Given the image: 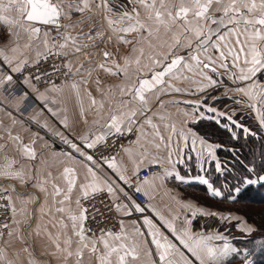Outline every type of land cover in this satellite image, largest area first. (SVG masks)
Wrapping results in <instances>:
<instances>
[{"label": "snow or ice", "instance_id": "1", "mask_svg": "<svg viewBox=\"0 0 264 264\" xmlns=\"http://www.w3.org/2000/svg\"><path fill=\"white\" fill-rule=\"evenodd\" d=\"M128 2L133 5L131 12L124 9L116 13L110 6L112 0H99L98 3L96 0H82L83 7L74 0L71 2L69 0H6V2L0 0V13H3L0 15V28L8 26L10 30L7 35L16 38L11 45L0 48V86H11L15 81L22 93V100L28 99L29 90L37 92V99L45 97V93H40L32 83L31 73L24 75L25 69L30 66L27 52L32 50L34 41L40 40L42 32L45 51L44 53L37 52V60L32 62V66L38 63L42 55L45 58L47 56L65 58L76 56L89 47H95V43L90 42L95 41L97 37L101 38V42L103 40V32L96 31L93 35L95 29L88 33L81 31V34L76 36L67 32L66 29L70 26L60 23V18L67 15L63 11L65 3L69 8H74L75 11L81 13L85 10L91 11V6L95 4V14L103 15L111 31L116 34V38L123 44L133 45L129 55L123 58L122 64H113L115 71L104 64L98 66L112 75L123 74L125 78L119 86L120 98L115 99L114 91L108 97L114 100V103L109 105L107 118L101 126L100 134L93 138L89 133V135L80 137L79 143L67 137H61L63 143L71 150L65 155L72 158L73 154H77L86 163V180L89 182L81 185L83 198L88 199L91 195L106 191L109 198H114L113 204L116 210L122 211L125 216H131L134 212L143 214L146 208L137 203L125 187L117 183V180L123 185L134 187L136 193L141 192L140 186H133L131 179L122 174L117 168L114 157L110 158L101 153L99 158H96L89 150L98 149L102 144L107 147L109 137L126 136L135 131L138 133L136 140L124 151L141 157L143 165H160L161 158L153 154L150 149L160 150L162 146L169 151L168 159L171 162L174 137H181L186 142L191 137V151L197 153V160L202 158L203 151H207L209 155L212 153L210 144L206 148L202 147L199 151L197 150L195 146L198 142V133L196 131L190 128L177 130L169 123L168 117L152 112L147 99L148 94H158L156 99L159 101V95L191 91L175 87L169 82L179 79L191 80L197 86L196 91L203 93L207 88L218 86V82L224 78L218 69H223L224 74L231 79L233 84L238 85L232 90L239 92L241 97L247 98L246 100L237 98L235 103L258 114L260 125L264 127V112L261 111L264 109V79H262L264 78V0H128ZM90 18L84 17V20ZM84 20L79 23H83ZM49 25L56 27L57 37L53 39H59L61 41L59 44L49 45L50 32L41 27ZM21 32L28 35V43L23 46L18 43ZM121 33L125 35H120ZM130 33L136 34L131 40L126 38ZM2 35L0 33V43H4ZM181 47L187 50V55L179 54L178 49ZM104 57L106 60L110 59V54L105 52ZM64 67L68 69L65 76L71 78L80 74L83 65L75 72L72 71L71 61ZM149 73H151L150 79L147 78ZM90 74L89 72V76ZM196 77L200 79L197 80ZM34 78L40 81L41 75L38 74ZM79 83H87V81L73 80L71 87L77 89ZM49 90L59 91L55 84L46 91ZM13 91H16V88H13ZM104 102V99L99 102V109H103ZM97 103L95 99L92 100V105H97ZM159 103L163 108V101ZM185 103L189 102L185 101ZM201 106H203V100L197 104L198 108ZM44 107L53 117L57 115V112L50 108L46 101ZM206 112L215 113L236 127H242L233 119L236 113L229 115L225 112H217L212 107H207ZM97 114L99 115V110ZM9 115H11L10 111ZM184 115L188 114L184 113ZM195 119L193 117L194 121ZM199 119H204V116L201 115ZM12 122L14 125L15 119ZM5 131L8 133V140L0 143V153H2L0 155V165H2L0 175L19 178L23 182L22 171L14 169L17 161L11 159L4 150L7 143L11 141L19 155L34 160L37 156L33 147L35 141L32 144H23L19 136L11 134V129H5ZM243 131L251 134L248 127H244ZM199 144L203 146L205 140L199 138ZM187 147L188 144L185 143L184 148H177V152L183 156ZM177 162L183 163V159ZM105 165L107 169L112 170V175H102ZM216 169L220 170L218 162ZM142 170L138 166L134 174ZM248 171L252 172L255 169L249 166ZM261 172L264 173V160L261 163ZM63 175L67 181V191L64 199L56 201L55 197L59 196L62 190L54 186L53 201L54 204L60 205L55 207V212L68 216L72 222L73 235L79 238L75 242L77 245L75 251H72L71 245L74 241L67 235V226L62 220L58 222L65 230V248L62 251L65 253L66 260L69 257H76L77 264H82V258L87 253L89 260L95 257L97 264H140L143 257L153 255L152 250L146 247L149 238L156 256L152 264H224L229 257L235 259L238 254L237 247L229 244L224 236L196 233L187 226L190 221H187L183 230L178 231L173 223L158 213L155 215L163 227L171 233V237L165 234L161 227L157 226L148 216L142 218V225L147 230V236L138 221L126 225L121 220L119 231L102 229L98 238L89 237L85 234L87 230L84 227L87 220V209L80 203V199L76 201L78 215L73 214L72 209L65 206L68 194L72 192L77 182L74 168L65 167ZM172 175H175V179L183 181L178 173L171 171H166L164 175L153 174L152 179H164L165 176ZM197 179L207 185L211 195L221 196V192L213 189L207 179L204 177H197ZM258 181H264V175L257 173L256 180H253L251 176H246L241 183L254 184ZM142 183H148V179ZM34 186L44 191L40 182ZM235 191L239 193L240 188L237 187ZM121 196L128 203H116L115 201L120 200ZM0 198L10 200V197ZM185 207L191 208L192 206L185 205ZM12 211L15 213L16 210L13 208ZM41 211H44L43 206ZM20 212L21 215L26 214L25 209H21ZM196 214V210H193L192 215ZM2 227L7 228L8 225L5 224ZM252 231V228H247L248 233ZM9 235L12 233L10 232ZM213 240H224V243L222 246H216L211 243ZM100 244L103 250L98 247ZM242 264H251L248 256L244 257Z\"/></svg>", "mask_w": 264, "mask_h": 264}, {"label": "crops", "instance_id": "2", "mask_svg": "<svg viewBox=\"0 0 264 264\" xmlns=\"http://www.w3.org/2000/svg\"><path fill=\"white\" fill-rule=\"evenodd\" d=\"M3 2H6V0H3ZM69 2H71V0H69ZM74 2L83 7L82 0H74ZM96 2L98 3L99 0H96ZM110 6L114 8L116 13L124 9L131 12L133 7L128 0H112ZM91 9V11L85 10L81 13L75 11L74 8H69L67 3H65L63 5V11L67 13V15L60 18V23L62 25L70 26L66 30L73 36L81 34V31L83 33H88L92 29H95L93 35H95L96 31L104 33L102 42L100 37L90 42L95 43V47H89L85 49L82 54L68 57L67 64L71 61L73 72L83 65L79 75L72 77L69 81H63V83L56 85L59 91H46L51 89L52 86L39 91L40 93H45V97L39 99H37V92L29 90V93L36 100L37 104L26 115H23V113L21 114V108L23 106L21 97L8 99L2 94L3 86H0V137H3V139H0V143H4V141L8 140V133L5 129H11V134L19 136L23 144H32V142L35 141L33 147L37 153L34 160L23 157L16 152L15 145L11 141L7 143L6 149L4 150L11 159L17 161V163L14 164V169L22 171L24 181L22 182L19 178H9L0 175V190L8 191L11 209L14 208L16 210L15 213L11 210L12 219L9 233L11 232L12 235L8 234L7 237L2 239V243L0 244V264H77L76 257H69L66 260L65 253L62 251V249L65 248V230L60 226L58 223L59 221L62 220L64 225L67 226V235L74 241L71 245L72 251H75L77 246L75 242L79 238L73 235L71 227L72 222L68 216L55 212V207H59L60 205L58 203L54 204L53 191L54 186L59 187L62 191L59 196L55 197V200L59 201L64 199V195L67 191V181L64 179L63 169L65 167L74 168L77 182L73 186L72 192L68 194V201L65 206L70 207L73 214L78 215L76 201L79 198L81 203L82 199H84L81 185L89 181L86 180V163L83 162L77 154H73L72 158L65 155L66 153H70L71 150L63 143L61 137H67L79 143V138L82 136L91 133L94 138L95 135L100 134L101 126L105 123L107 118L109 105L110 103H114V100L108 99V97H110L111 92L114 91L116 94L115 99L120 98L119 86L122 85L125 78L123 74L112 75L110 72H106L98 66L104 64L106 67L112 68V71H115L113 64H122L123 58L129 55L133 47L132 44H123L116 38V34L111 31L103 15L95 14V4L91 6ZM0 15H3V13H0ZM217 15H219V13H217ZM84 17L91 18L84 20ZM81 20H84V22L79 23ZM41 27L50 32L48 39L49 45H55L51 39L57 35L56 27L50 25ZM9 30L8 26L0 28V33L3 34L2 39L4 41V43H0V48H4L5 45H11L12 41L16 39L15 37L7 35ZM120 35L125 34L121 33ZM135 35V33H130L127 34L126 38L131 40ZM232 39L234 40L235 38L233 37ZM42 41L43 32L40 35V40L34 41L32 50L27 52V58L30 63L37 60V52L44 53L45 49ZM18 43L21 46L27 44L28 35L21 32ZM185 51L187 50L183 47L178 49L181 55H187ZM105 52L110 54V59H105ZM218 71L224 77L223 80L218 82L217 87L207 88L203 93L196 91L197 86L193 84L191 80L179 79L169 81L175 87L191 91L159 95V101H163L164 104L163 108L160 107V103L156 99V95L158 94H148L147 99L152 108V112H157L168 117L169 123L174 125L177 130L186 128L191 129L190 123L194 121L193 117L196 118L195 120H198L201 115H203L204 118H223L222 116H217L215 113L206 112L207 107H212L216 109L217 112L230 114L234 98L244 100L247 98L241 97L239 92L232 90L238 85L233 84L231 79L224 74L223 69H218ZM89 72L91 73L90 76ZM186 75L188 74L186 73ZM150 76L151 73L148 74L147 78L150 79ZM213 78L215 79V77ZM195 79L199 80L200 78L196 77ZM73 80L77 82L86 80L87 83H79L78 88L73 89L71 87ZM93 99L98 102L97 105H92ZM102 99L105 101L104 107L103 109H99V102ZM201 100H203V106L198 108L197 104ZM222 100H224L223 103ZM45 101L50 108L57 112L55 117L44 107ZM185 101L189 103H185ZM251 102L255 103V101ZM240 106L241 109L244 108V110L253 112L251 109L241 104ZM98 110L99 115L97 114ZM9 111L11 115H9ZM261 111L264 112V109H261ZM184 113L188 115L185 116ZM255 118L258 124H260L258 114H256ZM13 119L16 121L14 125L12 122ZM224 120L225 122L228 121L225 118ZM96 121H99V123H95ZM135 135L137 136L138 133L136 132ZM174 141H176L177 144H179V142L185 144L186 141L181 137H174L172 152L175 155L177 148ZM188 142L191 143V137ZM131 144L132 143L125 145L114 157L117 168L120 169L126 178H131L138 166L141 168L147 166L141 164L142 158L138 155L133 156L124 151V149L129 148ZM206 146L203 147L206 148ZM150 151L159 156L161 161H163L162 158L165 153L169 152L167 149H164L163 146L160 150L152 148ZM186 151L189 152L190 150L186 148L183 156H186ZM0 155H2V153H0ZM172 157L174 158L171 160L183 159V163H179L177 167H172L162 162L161 167L163 170L159 174L164 175L166 171H171L173 173H178L183 178V181L187 182L175 179V175L165 176L164 179H152V174L147 178L148 183H142V181L139 185L141 191L147 197V203L141 205L146 208V211L143 214L134 212L131 216H125L122 211L116 210L120 219L123 220L126 225H131L133 221H138L139 226L142 231L145 232V236H147V230L142 225V218L143 216H148L170 237L171 233L163 227L161 221L155 214L158 213L160 216H163L164 219L173 223V226L178 231L183 230L187 221H190L187 226L194 232L208 235L220 234L225 237L229 244L237 247L238 254L236 258L232 259L229 257L224 264H228L229 261L230 264H242L245 257L244 250L234 244V239L236 237H234L232 233L229 232L230 229H228V227H230L228 224L231 223L233 219H205L207 216H218L216 207L211 206L210 203H201L193 198V191L195 190L193 185H202L206 188V191H208L207 185L202 184L197 177H204L210 183L209 175L206 173L205 169L210 168L206 165L216 163V155H212V153L209 155L207 151H203L200 160H191L190 158L182 157L175 158L177 156ZM190 165L195 166V169L196 166L199 165L195 173L192 172L191 169H193V167H190ZM0 167H2V165H0ZM102 175H112V170L107 169L105 165ZM113 178L116 179L115 177ZM38 182L42 184L44 191H42L40 187L34 186ZM117 183L123 187L125 186L118 180ZM184 186L190 187L184 189ZM213 189L217 190L214 187ZM208 193L211 195L209 191ZM110 199L112 201L114 200V198ZM115 202L128 203L123 196L120 197V200ZM185 205H191L192 207L186 208ZM42 206L44 208L43 212L41 211ZM21 209L26 210L25 215H21ZM50 209L51 211H49ZM193 210H196L197 214L195 216L192 215ZM201 217L204 219H201ZM14 221L19 223H15ZM236 222L238 223L240 232L245 235L249 236L254 232L248 233L247 228L255 230V226L246 221V219H236ZM217 226L218 228H216ZM99 236L100 234L95 237L98 238ZM211 243L216 246H222L224 240H213ZM57 245H59V247H57ZM98 247L103 250L102 244L98 245ZM146 247L152 250L153 255L143 257L140 264H152V261L156 259L155 250L150 243V238ZM250 262L254 264L253 260ZM82 264H97V261L95 257L89 260L88 254L85 253L82 258Z\"/></svg>", "mask_w": 264, "mask_h": 264}, {"label": "built area", "instance_id": "3", "mask_svg": "<svg viewBox=\"0 0 264 264\" xmlns=\"http://www.w3.org/2000/svg\"><path fill=\"white\" fill-rule=\"evenodd\" d=\"M57 37L55 35L53 38ZM51 39L54 44H59V39ZM67 58L63 56H47L45 58L43 55L39 58L38 63L35 66H30L25 69L24 75L27 76L31 73L33 79L32 82L38 89L42 91L53 84L58 85L63 83V81H69L71 78L66 77L65 73L68 71L64 65L67 64ZM58 69V70H57ZM41 75L40 81L35 80L36 75ZM15 75V74H14ZM19 78V77H18ZM13 88H16V91H13ZM2 94L8 99H13L16 97H21L22 93L19 90V87L13 82L11 86H3ZM37 104L36 100L29 93L27 100H23V106L21 108V114L26 115L31 109ZM136 132L128 134L126 136H112L107 139V147L103 144L98 149L89 150L96 158H99L101 153L107 157H115L122 148L132 143L136 140ZM138 174H134L131 179V184L133 186L140 185L142 181L150 177L152 174H157L162 171L161 165L157 166H145L142 168ZM125 190L133 197L135 201L143 205L147 203V197L141 191L136 193L134 187L124 186ZM7 190H0V197H8ZM81 204L84 208L87 209L86 216L87 220L84 224L86 235L88 236H97L101 234V230L111 229L113 231H118L120 228V217L114 207L113 201L109 198L106 192L96 193L91 195L88 199H82ZM11 206L9 199L0 198V244L2 239L7 237L9 234V228L11 224ZM7 224L8 227L4 228L3 225ZM1 251V246H0ZM248 256V254H245Z\"/></svg>", "mask_w": 264, "mask_h": 264}, {"label": "trees", "instance_id": "4", "mask_svg": "<svg viewBox=\"0 0 264 264\" xmlns=\"http://www.w3.org/2000/svg\"><path fill=\"white\" fill-rule=\"evenodd\" d=\"M221 101V100H219ZM224 100H222V103ZM218 118L210 119H200L192 126L193 128L199 130V133L204 136L207 140L212 141L213 138H217L220 144V147L216 150V159L219 162L220 170L217 171L216 163H211L213 165L212 172L215 174V177L212 181V186L217 189L216 180L219 179L223 183V187L226 188L227 193L221 197H215L212 195H208L206 188L202 185L198 186L202 190V194L205 195V200H197L204 204L214 203L218 205L219 203L236 205V206H255L261 208L256 214L251 215L253 218L249 216V214H243L249 223L260 226V229L264 230V181H258L254 184H242L241 181L246 176H251L253 180L257 179V173L264 175L261 172V163L264 160V137L259 135V133L254 132L253 134H247L246 136L242 135L240 131L237 132V139H232L231 132L228 131L227 127L222 124H218ZM219 122L224 124L225 120L219 119ZM208 123V126H202V123ZM199 123V126L197 125ZM230 147L234 149L236 156L232 160V150ZM228 149V151H227ZM161 165V164H160ZM251 166L255 169V171L249 172L248 167ZM211 169V168H210ZM163 170V169H162ZM217 171V172H215ZM194 189L197 187L195 185ZM229 186V188H227ZM190 186H184V189L189 188ZM239 187L240 192L237 193L235 189ZM224 189V188H223ZM218 190V189H217ZM216 205H211L216 207ZM243 209H239L241 212ZM251 223V224H252ZM262 226V227H261ZM259 229V228H258ZM254 233V232H253ZM253 235V234H252ZM250 236V235H249ZM251 243L258 241H264V233L260 232L258 235L254 233L252 239L250 238ZM236 242V240H235ZM237 246L245 248V244L237 243ZM264 254V248L260 255ZM258 260L257 264H264V260Z\"/></svg>", "mask_w": 264, "mask_h": 264}, {"label": "rangeland", "instance_id": "5", "mask_svg": "<svg viewBox=\"0 0 264 264\" xmlns=\"http://www.w3.org/2000/svg\"><path fill=\"white\" fill-rule=\"evenodd\" d=\"M185 53L187 54V51H185ZM235 100L236 98H234L233 100V107L231 108V114L233 113H236L235 116H233V119L236 120V122L240 125H242V127H236V125L234 124H231L229 121H226L224 123L222 122H219L218 124H222V125H227V129L228 131L231 132V137L232 139H237L239 136H237V132L240 131L242 133V135L246 136L247 134L243 131V128L244 127H248L250 129V132L253 134L254 132L256 133H259V135L263 136L264 137V127H262L260 124H258V122L256 121V114L254 112H251L249 110H244L241 109V106L240 104H237L235 103ZM204 119H210L209 117H205ZM219 119H223V118H218L217 121ZM200 120V119H198ZM198 120H195L193 121L192 123H190V126H191V129H193L194 131H196L198 133V142H197V145L195 146L197 148V150L199 151L201 147H205L207 144H210L212 146V155H216V150L220 147V144L218 142H215V141H218L217 138H213L212 141L210 140H207L206 138H204V136L202 134L199 133V130L193 128L192 126H194V124H196V122ZM229 122V123H228ZM202 123V126H208V123L207 124H204V122H200ZM199 126V123L197 124ZM199 138H203L205 140V144L202 146L199 144ZM175 142V145H176V148H184V143L182 142H179V144H177L176 141ZM188 144V147L187 149L190 150L189 152L186 151V156H181V154L179 152L176 151L175 155L173 154V156H177L175 158H179V157H182V158H188L189 156L191 157L190 159L191 160H194V159H197V153L196 152H192L191 151V148H192V145L190 142H186ZM184 144V145H183ZM232 150H229V151H232L233 155H232V160L233 158L236 156V153L234 152V149L232 147H230ZM228 151V149H227ZM168 156H169V152L168 153H165L164 157L162 158V162L166 165H169V166H172V167H177L179 165V163L177 162V159H173L171 160V162H169V159H168ZM174 158V157H172ZM219 163V162H218ZM216 164H217V160H216ZM199 165L196 166V169ZM206 166H209L210 168L209 169H205L206 173L209 175V178H210V183L212 184V181L215 177V174H213L212 172V169H213V165H206ZM190 167H193L192 172L195 173V166H192L190 165ZM216 185L218 186L217 189L221 192V197H223L226 193H227V190L225 187H223V183L221 182V180L217 179L216 180ZM224 188V189H223ZM227 188H229V186H227ZM202 190L197 186L195 188V190L193 191V195H194V199L195 200H205V195L201 193ZM226 192V193H225ZM207 194L210 195L207 191ZM207 201V200H205ZM211 205H216L214 203H211ZM264 208V207H263ZM239 209H243L241 212L239 211ZM261 208L259 207H255V206H252V205H249L247 207L245 206H236V205H230L228 206V204H223L222 203H219L218 202V205H216V210L218 212V216H207L205 219H233V221L231 223H229L228 225H230V227H228V229H230L229 232L232 233V235L234 237H236L234 239V244L237 246V243H243L245 244V248L242 247V249L244 250V253L245 254H248V259L249 261H252L254 262V264H257L258 263V259L260 260H264V254L260 255L262 253V250L264 248V241H258L256 240L255 242H252L251 243V240L250 238L252 239L254 233H256V235H258V233L262 232L264 233V230L260 229V226L258 227L257 225L253 224L255 226V230L254 233H252L250 236L248 235H245L243 233L240 232V230L238 229V223L236 222V219H247L243 214H249V216L251 218H253L251 215H254L256 214ZM201 219H204L203 217H201ZM262 227V226H261ZM218 228V226L216 227ZM259 228V229H258ZM236 240V242H235Z\"/></svg>", "mask_w": 264, "mask_h": 264}, {"label": "water", "instance_id": "6", "mask_svg": "<svg viewBox=\"0 0 264 264\" xmlns=\"http://www.w3.org/2000/svg\"><path fill=\"white\" fill-rule=\"evenodd\" d=\"M50 26H54V25H50Z\"/></svg>", "mask_w": 264, "mask_h": 264}]
</instances>
